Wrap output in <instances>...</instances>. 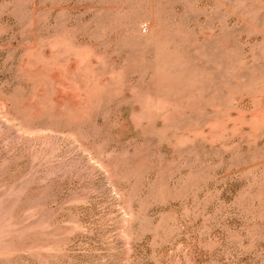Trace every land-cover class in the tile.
Instances as JSON below:
<instances>
[{"label": "rangeland", "instance_id": "1", "mask_svg": "<svg viewBox=\"0 0 264 264\" xmlns=\"http://www.w3.org/2000/svg\"><path fill=\"white\" fill-rule=\"evenodd\" d=\"M0 264H264V0H0Z\"/></svg>", "mask_w": 264, "mask_h": 264}]
</instances>
